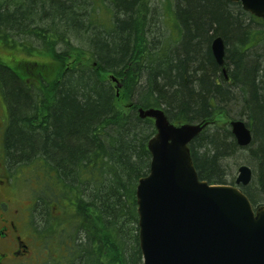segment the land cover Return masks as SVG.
I'll return each instance as SVG.
<instances>
[{
    "label": "trees",
    "instance_id": "obj_1",
    "mask_svg": "<svg viewBox=\"0 0 264 264\" xmlns=\"http://www.w3.org/2000/svg\"><path fill=\"white\" fill-rule=\"evenodd\" d=\"M217 35L229 80L211 50ZM0 40L38 53L0 55V84L7 152L33 166L39 186L42 264H143L136 189L156 129L140 107L163 108L176 124L208 123L190 143L199 177L234 184L248 164L253 176L241 187L264 203V19L241 3L0 0ZM235 109L252 129L247 146L230 128Z\"/></svg>",
    "mask_w": 264,
    "mask_h": 264
},
{
    "label": "water",
    "instance_id": "obj_2",
    "mask_svg": "<svg viewBox=\"0 0 264 264\" xmlns=\"http://www.w3.org/2000/svg\"><path fill=\"white\" fill-rule=\"evenodd\" d=\"M230 1L264 19V0ZM211 49L225 65L222 36L214 37ZM138 112L156 128L148 142L149 173L136 189L143 264H264V204L255 208L240 187L250 183L252 168L238 167L236 185L209 183L199 177L190 149L208 123L177 125L157 107ZM230 126L240 146L251 143L246 121L231 119Z\"/></svg>",
    "mask_w": 264,
    "mask_h": 264
},
{
    "label": "flooded vegetation",
    "instance_id": "obj_3",
    "mask_svg": "<svg viewBox=\"0 0 264 264\" xmlns=\"http://www.w3.org/2000/svg\"><path fill=\"white\" fill-rule=\"evenodd\" d=\"M6 56L11 58L8 54ZM10 123L9 107L0 90V264H28L35 256L34 247L44 241V217L39 201L21 194L20 186L30 176L25 167L11 161L7 152L6 133ZM31 181L33 190L37 191L36 180ZM47 209L54 221L62 214L55 202Z\"/></svg>",
    "mask_w": 264,
    "mask_h": 264
},
{
    "label": "rangeland",
    "instance_id": "obj_4",
    "mask_svg": "<svg viewBox=\"0 0 264 264\" xmlns=\"http://www.w3.org/2000/svg\"><path fill=\"white\" fill-rule=\"evenodd\" d=\"M6 54H8V55L13 54V55H16V56L18 55L20 57H26V58H30V59H38V53L37 52L28 53L27 51H25L22 47H20L18 45H17V47H8V46L5 45V43L2 40H0V55L1 56H6ZM115 82H116V85L118 87V93H119V89L121 88L120 87L121 84L117 80ZM0 90L2 91V94L4 95V90L2 89L1 85H0ZM235 111H236V109L231 113L233 115V117H234L233 119H237L238 118L237 116H234L236 114ZM244 120L246 121V118ZM236 157L234 156V157H231V158L228 159V161H229V163H230V165L232 167L235 166ZM17 165L20 166V167L23 166V168L25 167L28 176L29 175H32V177L34 176V174L32 172L33 171L32 169H34V168H33L32 165L29 166V165H27L25 163H22L21 165L20 164H17ZM237 169H238V166H237V168L235 170V179H236V176H237ZM19 171H20V168H19ZM30 180H31V178L28 177L27 181L24 182V185L20 186V188H21L20 191H21L22 196L29 197V198L30 197L36 198L38 192L33 190V182L30 181ZM228 184H231L230 183V178L228 180ZM234 184H236V182ZM231 185H233V184H231ZM44 243H45V241L40 242V243H38V245L36 247H34L35 248V256L32 259L31 263H28V264H42V262L48 258V256H49L48 252L46 250L43 251ZM41 258L43 259V261L41 260Z\"/></svg>",
    "mask_w": 264,
    "mask_h": 264
},
{
    "label": "bare ground",
    "instance_id": "obj_5",
    "mask_svg": "<svg viewBox=\"0 0 264 264\" xmlns=\"http://www.w3.org/2000/svg\"><path fill=\"white\" fill-rule=\"evenodd\" d=\"M135 16H136V9H135V11H133V18H135ZM151 25H152V23H151ZM217 36H221V35H217ZM216 37V36H215ZM223 38V37H222ZM214 39V38H213ZM212 43V42H211ZM212 50V49H211ZM220 67H222L221 68V71H222V73H223V75L225 76V78L227 79V80H229V79H232V75H231V73L230 72H228V68L226 67V65H220ZM226 67V68H225ZM224 69H227V71H226V73L224 72ZM24 121H26L25 120V118L23 119ZM244 120V119H243ZM245 121V120H244Z\"/></svg>",
    "mask_w": 264,
    "mask_h": 264
}]
</instances>
